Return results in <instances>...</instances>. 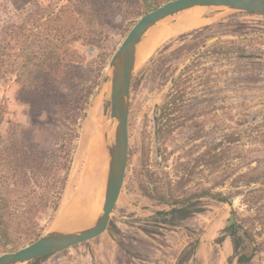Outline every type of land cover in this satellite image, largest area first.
Returning a JSON list of instances; mask_svg holds the SVG:
<instances>
[{
    "label": "rangeland",
    "instance_id": "rangeland-1",
    "mask_svg": "<svg viewBox=\"0 0 264 264\" xmlns=\"http://www.w3.org/2000/svg\"><path fill=\"white\" fill-rule=\"evenodd\" d=\"M49 1L0 0V37L12 22L22 17L26 9L27 13L31 12L37 2L45 6ZM167 1L155 0L152 8L146 9L142 0H107L103 43L106 60L101 70H98V63L93 62L98 49L79 44L74 47L85 54V60L73 82L80 87L91 85L90 105L82 122L73 165L58 209L41 220L43 230L40 236L53 229L87 227L91 224L75 219L73 211L79 198L86 150L93 130L97 124L101 128L110 121V117L104 115L110 90V83L104 80L109 75V62L135 22ZM191 15L205 18L204 24L168 36L159 42L150 57L137 63L130 89L129 163L124 188L112 210L107 231L90 241L26 264H264V185L253 183L248 187L232 184L237 175L251 171V168L264 181V15L227 7L197 8L169 17L158 27H171L183 16ZM211 24L215 27L204 35L186 36ZM219 40H237L235 52L224 55L208 52L210 46ZM161 53L170 56L171 61L157 76L159 88L152 89L155 76L144 68L152 56ZM179 54L181 57L176 58ZM197 61L199 65L195 67L193 76L196 78L188 89L189 93H193L191 96L198 92L199 101L206 107V114L198 119L206 121L204 128L209 133L202 139L190 141L189 121L186 126L176 128L163 143L159 105L172 79L186 65ZM199 79L201 86L197 85ZM74 95L76 97L77 94ZM0 104L6 110L3 133L7 134L12 122L24 127L22 138L25 139L27 126L32 123L40 125L37 115L46 110V104L42 102L27 105V95L20 91L19 86L2 80ZM226 133H234L238 138L236 143L241 156L230 162L223 176L224 184L216 186L212 193L221 192L228 197V201H221L213 195L203 196L198 204L203 210L182 222L171 225L155 220L156 212L170 208L142 195L137 187L134 177L135 172L142 169V149L148 147L150 168L156 170L159 177L167 172L171 178H176L175 166L177 161H185L180 157L184 150L196 145V156L210 143H218ZM220 174L223 170L212 174L200 166L188 188L200 192L204 187H212L217 181L215 176ZM260 194L263 196L258 204L249 207L247 197H258ZM100 196L95 219L101 212L104 193ZM248 228L250 231L247 233ZM233 230L235 237L231 236ZM36 239L12 241L0 250V254L15 251ZM234 241L237 242L236 250Z\"/></svg>",
    "mask_w": 264,
    "mask_h": 264
},
{
    "label": "trees",
    "instance_id": "trees-1",
    "mask_svg": "<svg viewBox=\"0 0 264 264\" xmlns=\"http://www.w3.org/2000/svg\"><path fill=\"white\" fill-rule=\"evenodd\" d=\"M142 1L146 9H151L155 2ZM41 5L37 2L36 8L28 13L26 9L0 37V80L17 84L27 95V105L46 104V110L37 115L40 125L32 123L27 126V139L22 138L24 127H18L10 120L7 122H11V128L7 134L3 133L6 110L0 104V250L12 241L38 238L43 230L41 220L58 209L66 188L92 93L91 85L80 87L73 82L85 60V54L74 47L79 44L98 49L93 59L98 63V70L104 67L106 60L103 43L107 0H51L45 6ZM214 27V24L205 25L186 36H201ZM237 43V40H219L210 46L208 52L215 55L233 53ZM169 61L170 56L161 53L147 62L144 70L155 76L152 89L159 88L157 76ZM198 65L199 61L186 65L172 79L159 105L163 143L176 128L186 126L189 121L190 141L202 139L209 133L204 128L206 121L198 119L206 114V107L199 101L198 92L191 96L193 93L188 89L196 78L193 76ZM197 85L201 86L200 79ZM237 141L234 133H226L218 143H210L196 156V145L184 150L180 157L185 161H177L175 166L176 178H171L167 172L161 178L150 168L149 150L145 146L142 149V169L136 171L134 177L137 187L142 195L170 208L156 213L155 218L175 225L203 210L198 207L200 197L213 195L221 201H228L221 192L212 193V190L224 184L223 176L230 162L240 158ZM200 166L212 174L223 170V174L215 176L217 181L212 187L197 192L189 189L188 184ZM254 170L251 168V171L240 173L232 184L264 185L261 175L253 173ZM234 172L235 169L231 174ZM262 196L247 197L249 207L256 206ZM249 229H246L247 233Z\"/></svg>",
    "mask_w": 264,
    "mask_h": 264
},
{
    "label": "water",
    "instance_id": "water-1",
    "mask_svg": "<svg viewBox=\"0 0 264 264\" xmlns=\"http://www.w3.org/2000/svg\"><path fill=\"white\" fill-rule=\"evenodd\" d=\"M197 6L227 7L264 15V0H169L143 14L128 30L114 52L108 66L109 75L104 78L110 83L104 115L110 117L107 125L112 130V134L109 138L106 132L105 136L108 168L100 214L87 227L53 229L24 247L4 252L0 254V264H26L90 241L107 231L112 210L124 188L129 163L130 89L138 63L139 45L162 21Z\"/></svg>",
    "mask_w": 264,
    "mask_h": 264
},
{
    "label": "bare ground",
    "instance_id": "bare-ground-1",
    "mask_svg": "<svg viewBox=\"0 0 264 264\" xmlns=\"http://www.w3.org/2000/svg\"><path fill=\"white\" fill-rule=\"evenodd\" d=\"M197 8L202 7L197 6L189 10ZM204 19L197 15L183 16L179 22L171 27L162 25L153 29L152 34L139 45L137 54L138 62H142L150 57L159 42L168 36L187 28L199 27L204 24ZM108 127L107 124L101 128L98 124L95 126L86 150L87 158L82 171L80 190H78L79 198L77 199V204L74 205L76 206V210L74 208L73 211L74 218L85 223H91L95 219L97 215V200H99V197H102L100 195L104 193L105 189L108 168L105 136L106 132L109 138L112 134V130ZM71 209L73 208L71 207Z\"/></svg>",
    "mask_w": 264,
    "mask_h": 264
},
{
    "label": "flooded vegetation",
    "instance_id": "flooded-vegetation-1",
    "mask_svg": "<svg viewBox=\"0 0 264 264\" xmlns=\"http://www.w3.org/2000/svg\"><path fill=\"white\" fill-rule=\"evenodd\" d=\"M163 212V211H162ZM201 212V211H200ZM156 213H161V212H156ZM155 213V214H156ZM197 213V212H196ZM195 214V213H194ZM191 217V216H190ZM155 220H157L158 222H164L163 220H161V219H157V218H155V215H154V217H153ZM185 220V219H184ZM183 221V220H182ZM181 221V222H182ZM180 223V222H179ZM176 225V224H175ZM235 234H236V232L233 230L232 231V233H231V236L232 237H235ZM234 249L236 250L237 249V242L236 241H234Z\"/></svg>",
    "mask_w": 264,
    "mask_h": 264
}]
</instances>
